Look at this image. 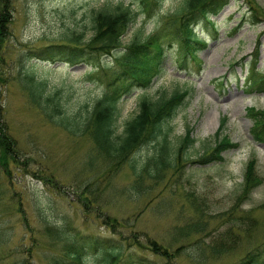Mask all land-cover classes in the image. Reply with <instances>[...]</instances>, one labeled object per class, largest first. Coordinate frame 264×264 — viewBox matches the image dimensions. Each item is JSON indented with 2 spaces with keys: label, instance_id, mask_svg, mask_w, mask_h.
Wrapping results in <instances>:
<instances>
[{
  "label": "rangeland",
  "instance_id": "obj_1",
  "mask_svg": "<svg viewBox=\"0 0 264 264\" xmlns=\"http://www.w3.org/2000/svg\"><path fill=\"white\" fill-rule=\"evenodd\" d=\"M254 1L261 12L260 18L264 19V0ZM8 2L11 5L10 37L0 63V90L5 121L17 143L16 149H20L21 153L17 164L11 167L10 177L0 173L1 194L7 200L3 208L5 211H0V256L3 254L5 264L24 256L31 264H48L44 256L51 252L47 245L51 242L44 235L43 218L56 225L68 223L69 228L78 230L82 235L100 234L122 241L121 237L133 234L142 243H146L148 238L156 239L170 245L171 250L183 245L180 256L173 259L172 264H234L248 248L249 242L245 237L237 250L219 258L209 256V249L202 246L226 227L219 214L232 207L234 196L240 190L245 165L251 157L256 159L257 171L263 182L245 202L235 208L245 211L252 209L258 228L250 242H261L264 238V144L252 140L249 129L253 122L246 108L264 110V89L246 83L245 77L250 67L245 65L244 60L251 61L250 55L259 40V60L255 67L261 68L264 74V22L249 21L251 13L248 2L230 0L213 17L214 27L199 23L195 31L206 41L198 47L196 61L189 56L179 64L184 50L173 44L164 59L161 73L152 79L150 88L145 92L154 97L159 92L169 94L180 88L195 92L189 104L182 106L166 125L168 136L177 144L188 129L194 138L193 143L185 148L187 161L182 173L169 172L160 184L152 188V193L143 192L137 196L135 191L147 181L133 180V172L123 165L105 191L99 194L98 205L97 201L84 205L76 195L77 189L86 186L87 182L98 184L99 188L105 185L102 179L105 174L99 175L97 172L101 163L96 154L90 151L91 140L86 135H70L67 130L50 124L40 110L29 104L20 78H17L22 72L18 66L20 54L28 49L63 41L64 36L72 32H83L84 38H89L93 32L90 20L93 12L103 6L111 8L119 4L136 13V22L122 38L124 43L129 42L138 30L142 31V36L154 30L159 15L174 12L180 0H158L149 10L144 9L139 0ZM210 30H214L213 35L209 33ZM28 64L32 65L34 76L43 80L41 86L44 92L54 93L61 108L69 113H83L84 106L90 105L104 89L95 83V76L90 78L86 75L91 67L83 63L69 66L63 62L32 60ZM141 92L136 87L120 99L121 114L116 123V134L121 132L123 121L136 111ZM222 120H225L224 124ZM219 126H222L220 136L227 135L238 146L223 152L220 161L203 163L199 156L206 148L214 146L215 131ZM154 149L150 144L136 155L138 158L145 157ZM42 169L47 171L50 178L47 185L37 178ZM52 176L56 177L53 185L59 188H51ZM130 184V193L135 194L134 198H128L123 193V189ZM190 194L204 204L207 219L213 215L207 226L210 234L208 237L193 234L185 241L173 242L178 235L174 227L186 223L187 217L193 213L188 206ZM107 216L116 217L122 225L112 229L104 224ZM202 238L204 244L199 243L201 249L196 254V243ZM142 251L146 258H153L150 252ZM185 253L193 257L202 255L204 259L198 263ZM85 260L84 264H103L95 253L89 254Z\"/></svg>",
  "mask_w": 264,
  "mask_h": 264
},
{
  "label": "trees",
  "instance_id": "obj_2",
  "mask_svg": "<svg viewBox=\"0 0 264 264\" xmlns=\"http://www.w3.org/2000/svg\"><path fill=\"white\" fill-rule=\"evenodd\" d=\"M144 9H148L158 0H139ZM249 4V21H262L261 12L254 0H245ZM230 0H181L179 6L171 14L159 16L155 23V29L142 36V31L134 33L129 42H123V35L129 27L136 22V13L129 7L116 5L115 7L103 6L100 10L93 12L90 16L91 30L89 38H84V33H71L64 36L63 41L49 43L47 46L28 49L26 53H21L18 66L21 67L20 78L22 89L25 90L29 104L40 110L44 119L50 124L67 130L70 135H86L91 140L92 148L101 163L99 175L105 183L104 188L99 185L86 183L77 189L79 200L84 205L87 203L100 202L99 194L103 193L123 165H127L133 172V180H146L135 191L137 196L143 192L152 193V188L161 183L163 177L171 172L180 175L184 169L187 157L182 156L185 148L193 143V139L186 132L184 137L178 142L173 141L168 136L167 124L171 118L175 117L177 111L187 104L194 93L188 89H174L166 93L159 92L158 96L145 94L150 88L151 81L160 74L164 57L172 44H177L183 48L182 58L185 56L195 58V51L200 44H204L206 39L199 37L195 32V27L200 22L202 24H213L212 16L218 15ZM11 5L8 0H0V63L4 59L6 42L10 37ZM158 23L160 26L156 27ZM212 33V32H211ZM251 54V61L244 60L245 65H249L246 83L258 89H264V74L260 68L255 67L258 62L259 40ZM108 57L109 59H103ZM184 57V58H185ZM32 60L49 61L52 63L64 62L67 65L86 64L91 67L86 75L95 76V83L99 87H104L96 99L90 105H86L83 113H69L61 108L58 98L54 93H45L42 88V81L34 76L32 72ZM1 70V68H0ZM0 77V82H1ZM138 87L142 92L137 102L136 111L122 123V130L116 134V123L121 114L119 106L120 99ZM252 126L249 129L252 139L256 143H264V110H255L252 107L246 108ZM225 120L221 123L224 124ZM219 131V130H218ZM218 131L215 133L219 136ZM174 143V146L172 144ZM153 145L155 148L150 156L137 157L141 148ZM215 146L210 147L200 155L203 163H215L222 160L221 153L227 152L237 147L227 136L215 141ZM17 143L12 133H10L8 122L5 121V111L3 107L2 91L0 90V173L11 176V167L17 164L20 149H16ZM243 180L240 184L239 193L234 196V203L229 211L219 214V218L225 224V228L220 229L210 240L204 244L199 240L196 254L199 253L201 245L209 249L208 255L219 258L223 254L237 250L241 245L242 238L245 237L248 248L242 257L234 264H264V238L261 242L252 244L250 239L258 228L257 220L251 210H236V206L245 202L250 194L263 182L262 176L257 171L256 159L251 157L246 163ZM2 169V171H1ZM42 169L37 178L47 185L50 178ZM98 177V175H97ZM96 177V178H97ZM51 177V185L56 180ZM89 178V177H88ZM145 182V181H144ZM94 183V182H93ZM51 185H48L51 187ZM130 187L123 189V193L128 198L135 194L130 193ZM59 188L57 185L51 187ZM187 198V197H186ZM188 206L193 212L189 215L186 223L174 227L178 230V235L173 239L185 241L189 236L202 235L209 236L207 226L210 218L204 211L203 203L197 201L194 195H188ZM99 201V202H98ZM4 203L6 198L0 190V211H5ZM101 205V203H100ZM264 206V203L262 204ZM237 213V216L235 214ZM44 224V235L51 242L47 243L50 253L44 256L48 264H84L89 254L95 253L102 259L103 264H172L173 259L180 256L182 248L176 247L171 250L170 245H164L156 239L148 238L146 243L139 241L140 238L128 235L121 237L122 241L113 237L97 234H81L78 230L71 229L68 223L62 225L52 224L46 218ZM219 220V219H218ZM104 224L117 229L122 223L116 217H106ZM191 226V227H190ZM190 227L189 230H186ZM59 244V246L57 245ZM57 245V247H56ZM150 252L153 258H146L142 250ZM141 250V251H139ZM187 257L197 260L199 263L204 256L185 253ZM3 255V254H2ZM0 256V264L3 256ZM5 256V255H4ZM10 264H31L27 256L15 259Z\"/></svg>",
  "mask_w": 264,
  "mask_h": 264
}]
</instances>
